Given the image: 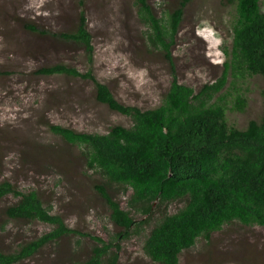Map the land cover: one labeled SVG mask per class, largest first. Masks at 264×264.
Masks as SVG:
<instances>
[{
  "label": "rangeland",
  "instance_id": "obj_1",
  "mask_svg": "<svg viewBox=\"0 0 264 264\" xmlns=\"http://www.w3.org/2000/svg\"><path fill=\"white\" fill-rule=\"evenodd\" d=\"M180 2L148 0L157 18L174 11ZM260 7L264 11V0ZM81 12L92 36L91 61L82 46L59 36L76 30ZM234 20L229 0L188 2L171 46V66L149 45L148 30L138 19L133 0H0V182L8 181L21 192L36 190L44 205L69 228L109 241L118 228L94 187L101 176L87 168L79 147L51 133L44 122L104 134L114 125L130 127L132 121L99 103L91 81L39 75L37 70L64 64L80 73L91 71L121 104L151 109L160 104L174 75L195 93L221 76L223 63L229 60L223 48L231 49ZM232 77L221 92L228 97L220 101L218 94L211 102L228 101L229 126L244 129L249 120L261 117L264 80L260 75L238 74L233 90ZM237 94L246 99L243 112L230 108ZM130 194V190L114 193L125 210ZM15 201L12 195L0 199V251L4 253L53 228L37 220H8L3 209ZM183 205L175 201L166 209L174 213ZM156 213L136 235L116 241L121 248L119 264H156L142 248L159 218ZM131 215L136 221L144 219L133 211ZM78 238L80 244L75 243ZM93 244L88 236L71 234L17 264H72L86 259ZM178 264H264V227L223 226L209 241L200 238L183 252Z\"/></svg>",
  "mask_w": 264,
  "mask_h": 264
},
{
  "label": "trees",
  "instance_id": "obj_2",
  "mask_svg": "<svg viewBox=\"0 0 264 264\" xmlns=\"http://www.w3.org/2000/svg\"><path fill=\"white\" fill-rule=\"evenodd\" d=\"M190 1L181 0L178 8L157 18L148 0H133L138 19L148 30L149 45L159 50L171 66V46L183 8ZM260 1L229 0L235 9L231 49L223 48L229 60L214 83L203 85L195 93L192 87L179 83L173 73L160 104L151 109L121 104L91 71L80 73L64 64L37 70L39 75L62 74L91 81L99 103L132 121L130 127L114 125L104 134L80 133L44 122L51 133L79 147L87 168L101 176L94 187L108 206L109 219L118 233L105 241L71 229L60 215L51 213L36 190L21 192L3 181L0 199L7 195L16 198L3 209L4 217L37 220L53 228L20 244L14 252L0 251V264H17L71 234L94 241L89 256L72 264H119V241L136 235L139 227L142 229L156 216V211L159 218L142 246L144 254L156 264H178L183 252L190 251L200 238L209 241L223 226L264 227V87L261 117L249 120L244 129L229 126L228 101L211 102L218 94L220 101L228 97L221 92L230 75L235 77L230 81L233 90L237 89L238 74L260 75L264 80V11ZM59 36L82 46L91 61L92 36L86 29L84 12L74 32ZM246 106L245 97L237 94L230 108L243 112ZM128 190L131 194L125 210L114 193ZM175 201H182L183 207L168 213L166 205ZM131 211L144 219L136 221ZM75 243L80 244V238Z\"/></svg>",
  "mask_w": 264,
  "mask_h": 264
},
{
  "label": "clouds",
  "instance_id": "obj_3",
  "mask_svg": "<svg viewBox=\"0 0 264 264\" xmlns=\"http://www.w3.org/2000/svg\"><path fill=\"white\" fill-rule=\"evenodd\" d=\"M218 46H219V44L216 46V51H218ZM224 51V50H223ZM219 63V62H218ZM224 64V63H223ZM214 83V82H213ZM208 84H212V83H208ZM205 85V84H204Z\"/></svg>",
  "mask_w": 264,
  "mask_h": 264
}]
</instances>
